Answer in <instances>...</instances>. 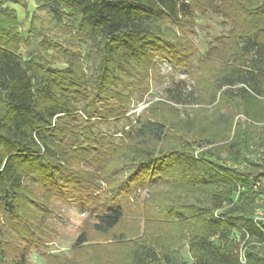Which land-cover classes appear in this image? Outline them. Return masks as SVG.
<instances>
[{
    "label": "trees",
    "instance_id": "obj_1",
    "mask_svg": "<svg viewBox=\"0 0 264 264\" xmlns=\"http://www.w3.org/2000/svg\"><path fill=\"white\" fill-rule=\"evenodd\" d=\"M65 1L39 0L57 25L65 16L72 24L62 49L37 29L24 39L4 8L10 0H0V264H30L33 250H46L58 202L88 218L73 257L47 255L48 264H80L89 252L83 263L183 264L186 242L192 264H241L242 251L259 264L252 243H264V198L255 179L264 172L239 163L249 148L264 160V0H71L69 14ZM213 10L230 29L193 69L192 18ZM161 59L191 73L197 94L188 103L202 107L184 120L159 101L131 130L102 134L128 120L131 98L114 85L145 87ZM60 63L64 71L52 68ZM103 183L105 198H96ZM9 233L24 244L12 263ZM95 236L110 244L86 246Z\"/></svg>",
    "mask_w": 264,
    "mask_h": 264
},
{
    "label": "rangeland",
    "instance_id": "obj_2",
    "mask_svg": "<svg viewBox=\"0 0 264 264\" xmlns=\"http://www.w3.org/2000/svg\"><path fill=\"white\" fill-rule=\"evenodd\" d=\"M40 1L43 2L44 0ZM65 2L61 4L60 10H63L65 14H69L70 10L68 5L71 4V0ZM44 4L47 3L45 2ZM4 8L16 12L19 22L18 33L24 39H29L31 29H37L42 31L52 44L59 45L60 47L58 48L65 49L67 47L68 38L63 30H66L67 32L73 31L72 24L68 17L65 16L63 23L57 25L52 8L43 7V4H40L39 0H10V2L4 4ZM192 21L197 32L195 44L200 51L197 60L193 62V69H195L200 59L206 54L214 38L227 34L230 27L228 20L222 17L217 10H213L204 16L195 15L192 18ZM75 33L76 32L74 31L73 34ZM85 49L86 46L82 45L81 50L83 53ZM20 54L25 56V46L21 47ZM49 54H53L52 51H50ZM84 64L86 67V63ZM159 65L160 76L152 78V80L143 88H137L127 82L122 85H114L115 91H122L131 98L129 104L126 106L127 119L129 121L123 120L118 124L112 122L109 125H104L101 128L102 134L116 137L118 136L117 132L131 130V128L137 125L136 122L145 116L146 109L159 101L167 102L170 107L175 110L174 112L184 120L192 116V110L202 107L188 103L189 94H197V89L195 87L196 82L191 73L182 69L174 68L172 63L167 59L159 60ZM52 68L64 71L67 68V65L60 63L53 65ZM212 110L213 109H210V111ZM224 112L234 115L228 108H226ZM80 120L82 121V119ZM255 154L254 148H249L246 156L239 163L240 170L249 173L264 172V160L257 157ZM219 160L221 164H224L227 167L234 168L236 166V164H231L230 159L226 157L224 153H222ZM255 180L257 186L260 187L263 192L261 197L264 198V176L256 178ZM252 183L253 181L251 184ZM106 190L107 185L103 183L100 192L98 189L94 193V196H96V198L104 199ZM148 194L149 190L142 192V201ZM238 198L239 194L234 197V201H237ZM260 206H262V203H260ZM55 209L57 210V213L54 215L51 223L56 229L58 235L52 243L47 245L45 251L33 250L30 253V264H48L49 262L45 257L47 255L66 256L69 259L73 257L72 247L83 229L84 223L88 218V213L86 211H80L73 202L68 204L58 202L55 205ZM256 215L259 219L264 220V210L262 208L257 210ZM8 240V244L6 245L8 252L7 261L12 263L21 255L24 244L13 233H9ZM242 243L243 242L240 243V246ZM107 244H110V242H103L95 236L92 238L91 242L86 244V246H105ZM252 244L251 245L254 248L253 253L261 258L259 264H264V243H259L254 240ZM252 246L249 248H252ZM189 249V242H186L181 247L183 264H192L194 262ZM90 254L91 252L88 254L84 253L81 257L80 264H86L83 262L86 257L90 256Z\"/></svg>",
    "mask_w": 264,
    "mask_h": 264
},
{
    "label": "built area",
    "instance_id": "obj_3",
    "mask_svg": "<svg viewBox=\"0 0 264 264\" xmlns=\"http://www.w3.org/2000/svg\"><path fill=\"white\" fill-rule=\"evenodd\" d=\"M240 260H241V264H246L247 263V259L245 257L244 251L241 252Z\"/></svg>",
    "mask_w": 264,
    "mask_h": 264
}]
</instances>
